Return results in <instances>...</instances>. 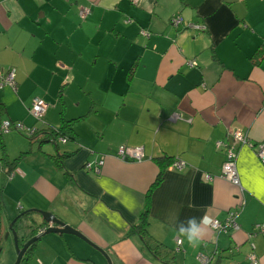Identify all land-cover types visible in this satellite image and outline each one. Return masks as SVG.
<instances>
[{
  "label": "crops",
  "instance_id": "1",
  "mask_svg": "<svg viewBox=\"0 0 264 264\" xmlns=\"http://www.w3.org/2000/svg\"><path fill=\"white\" fill-rule=\"evenodd\" d=\"M82 7L90 8L83 19ZM176 15L178 28L169 23ZM10 70L15 89L3 83ZM34 98L47 104L41 122L30 113ZM0 109V124L50 130L67 123L74 137L58 139L59 153L76 151L61 170L53 144L30 146L26 134L0 132V156L12 161L26 152L11 177L0 172L16 211L3 221L38 209L93 245L42 235L29 264H108L97 249L112 264H165L138 235L126 236L163 156L185 166L163 170L150 192L152 241L170 249L175 264L210 255L211 264H251V255L264 264V162L256 155L264 144V0H0ZM235 135L246 142L234 143ZM217 142L238 150L237 188L219 177ZM120 145L143 148V160L120 159ZM102 159L98 173L85 165ZM229 212L236 226L227 233L203 222ZM22 232L26 238L29 229Z\"/></svg>",
  "mask_w": 264,
  "mask_h": 264
},
{
  "label": "trees",
  "instance_id": "2",
  "mask_svg": "<svg viewBox=\"0 0 264 264\" xmlns=\"http://www.w3.org/2000/svg\"><path fill=\"white\" fill-rule=\"evenodd\" d=\"M261 52H263V51H261ZM257 55L258 54L253 55V59L255 61H257L259 59V57ZM15 83H16V81H15ZM1 114H2V111L0 109V115ZM59 138H64V139H66L67 142H70L71 140H73L74 137L71 135V133L68 129L67 123H62V125L57 129H50V130H36L35 129L34 134L32 136H29L28 140L30 142V146L35 145V144H36V146H42L44 144H49V143L53 144L54 148L56 149V152H55L56 157L54 158L55 164H56L58 169L63 170V161L65 159H68L69 157H71L73 154H75L76 151H74L75 153H59L58 149H57L58 144H59V141H58ZM0 143H1V147L3 148L1 141H0ZM120 146H127V145H120ZM120 146L117 147L116 154H117V150ZM223 151H224V149H223ZM21 154L22 155H19L17 158H15L12 161L7 160L6 156L5 157L0 156V172H3L7 176V178L11 177V175L14 174V172H15L14 170H15V167L17 166V163L19 162L21 157L25 156L26 152L21 153ZM223 155H224V153H223ZM173 160H174L173 158H169L167 156L157 158L156 161H157V164L159 166V173L157 175V178H156L155 182L153 183V185L149 188V190L146 194L143 209L141 210V213L138 217V223H136L135 225H132L128 231V234H126V236L138 235L142 239V243H143V246L145 247V249L152 256H154L157 260H159L160 262L165 263V264H175L174 256L172 255L173 252L170 249L165 248L164 246H162L160 243H158L156 241H152V239L148 233V230H147L148 213H149V208H150L149 195H150L151 190L155 187V185H157L161 181V174L163 173V170L167 169L171 165ZM99 161L100 160L95 162L94 166L100 170L101 166L98 165ZM88 163L89 162H87L85 164L87 165ZM92 170H94V169L92 168ZM63 174L68 175V173H66V172H63ZM2 195H3V187L0 186V239H1L2 234H3V216L5 214L4 198ZM24 212L25 211H23V212L19 211L18 214L16 215V221H14L13 224H10L12 227V230L15 231L17 234V240H18V243L20 246L25 244L32 237L37 236V234H39V232L44 231L45 229L48 228L47 224L45 222H42L40 225L35 224V221L32 217L34 213H24ZM223 221H220V222H223ZM10 222H12V221L8 220V223H10ZM25 229H29V233H28L26 238H24V234L22 232ZM35 245H36V243L32 244L25 251V254H24V256L21 259L19 264H29L32 251L36 247ZM176 248H177V246H176ZM175 251H177V249ZM0 253H1V248H0ZM210 256H206V257H209L211 259L210 261H212V257H210ZM199 264H200V262H199Z\"/></svg>",
  "mask_w": 264,
  "mask_h": 264
},
{
  "label": "built area",
  "instance_id": "3",
  "mask_svg": "<svg viewBox=\"0 0 264 264\" xmlns=\"http://www.w3.org/2000/svg\"><path fill=\"white\" fill-rule=\"evenodd\" d=\"M90 13V8L89 7H82L79 9V16L81 19L85 18L88 14ZM170 25L178 28L179 26L183 25V19L181 16L176 15L170 18L169 21ZM185 26L189 29L193 30H201L202 27L197 25V24H192V23H186ZM143 36L149 37V34L147 32L142 33ZM189 66H194V62H189ZM4 85L15 89L16 83L14 79V71L10 70L8 71L3 79ZM47 109V104L40 98H34L32 100V105L30 109L31 115L34 117V119L38 122H41L45 112ZM176 115L172 116V119H175ZM9 131H16L22 134H26L27 136H32L34 134L35 129H29L25 126H23L21 123H16V122H11L9 120H6L0 124V132L1 133H6ZM59 141L62 143L66 142V139L64 138H59ZM233 142L236 144H244L246 142V138H243L241 136L235 135L233 137ZM217 146L222 147L223 146V153H224V161L221 165L220 168V173L219 177H221L223 180L231 183L233 186L236 188L240 186V179H239V174L237 171V166H236V159H237V152L238 150L231 147L230 145H224L222 142H217ZM256 155L259 158L261 162H264V144L257 145L256 146ZM117 156L122 159V160H132L136 162H140L144 158V152L143 148L141 147H128V146H120L117 150ZM104 164L103 159L98 162V165L102 167ZM185 166V163L183 161H180L178 159H174L173 162L170 165L171 169H177V170H182L183 167ZM88 169H94L97 173L99 172V169L94 166V164L88 163L86 165ZM204 179L206 181H211L213 179V176L207 174L205 175ZM236 226L235 222V212H229L226 219L223 222H220L218 220H213L210 223V227L217 233L224 232L227 233L232 227ZM43 231L39 232L42 233ZM182 242L181 240L176 241V246L177 250L181 246ZM210 258H206L203 256H200L199 262L200 264H208L210 263ZM249 261L251 264H258V262L255 259L254 255H251L249 257Z\"/></svg>",
  "mask_w": 264,
  "mask_h": 264
},
{
  "label": "water",
  "instance_id": "4",
  "mask_svg": "<svg viewBox=\"0 0 264 264\" xmlns=\"http://www.w3.org/2000/svg\"><path fill=\"white\" fill-rule=\"evenodd\" d=\"M24 213H34V214H39L41 215L43 221L47 224V229H45L42 233L37 234V236L32 237L30 240H28L25 244H23L22 246L19 245L18 240H17V234L15 231L12 230L11 225L9 226V230L12 234V236H14V246H15V251H16V261L14 264H19L21 259L23 258L25 251L34 243H36L40 236L42 235H48V234H70L73 236H76L80 239H82L83 241H85L87 244L93 246L92 244H90L83 236L81 233L78 232V230H76L75 228H72L68 225H66L65 223H63L62 221L58 220L57 218H55L51 213L49 212H45V211H41L38 209H31V210H26ZM14 221H16V217L12 220L11 224L14 223ZM97 249V248H95ZM105 258V260L107 261L108 264H112L109 256L102 250L97 249ZM213 259V258H212ZM211 264V261L210 263Z\"/></svg>",
  "mask_w": 264,
  "mask_h": 264
},
{
  "label": "rangeland",
  "instance_id": "5",
  "mask_svg": "<svg viewBox=\"0 0 264 264\" xmlns=\"http://www.w3.org/2000/svg\"><path fill=\"white\" fill-rule=\"evenodd\" d=\"M1 154H3V148L2 147H0V155ZM168 168H170V166ZM3 198H4V205H5V212L7 211L8 214L10 213L11 215H15L16 211H14V212L10 211V207L13 206V203L10 201L11 197L9 195H7V192H3ZM6 222L3 221V234H2V237L0 239V248H1L0 264H14L16 261L14 236H12V234L9 230V226H10L11 222L10 223H8V222L6 223Z\"/></svg>",
  "mask_w": 264,
  "mask_h": 264
},
{
  "label": "clouds",
  "instance_id": "6",
  "mask_svg": "<svg viewBox=\"0 0 264 264\" xmlns=\"http://www.w3.org/2000/svg\"><path fill=\"white\" fill-rule=\"evenodd\" d=\"M203 222L205 224H210L211 220L208 217H205ZM193 239H194V234L189 236V242L191 243L193 241Z\"/></svg>",
  "mask_w": 264,
  "mask_h": 264
},
{
  "label": "bare ground",
  "instance_id": "7",
  "mask_svg": "<svg viewBox=\"0 0 264 264\" xmlns=\"http://www.w3.org/2000/svg\"><path fill=\"white\" fill-rule=\"evenodd\" d=\"M67 142V141H66ZM60 143H62V142H60ZM86 165V164H85ZM86 170V169H85ZM56 218V217H55ZM59 220V219H58ZM64 223V222H63ZM69 235V234H68Z\"/></svg>",
  "mask_w": 264,
  "mask_h": 264
}]
</instances>
